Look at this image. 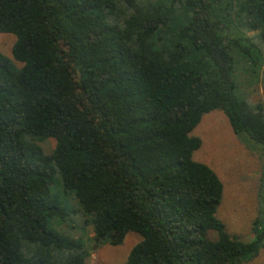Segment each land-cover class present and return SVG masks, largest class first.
<instances>
[{"label":"trees","instance_id":"16d2710c","mask_svg":"<svg viewBox=\"0 0 264 264\" xmlns=\"http://www.w3.org/2000/svg\"><path fill=\"white\" fill-rule=\"evenodd\" d=\"M0 34L15 35L23 65L0 49V264H87L83 241L48 226L68 215L56 173L96 245L142 236L123 264L259 256L264 181L243 240L217 216L224 184L195 160L192 132L219 110L264 154V101L241 97L234 77L235 52L252 75L264 65V0H0Z\"/></svg>","mask_w":264,"mask_h":264},{"label":"rangeland","instance_id":"374dc122","mask_svg":"<svg viewBox=\"0 0 264 264\" xmlns=\"http://www.w3.org/2000/svg\"><path fill=\"white\" fill-rule=\"evenodd\" d=\"M176 15L181 19L187 16L185 10L177 11ZM174 33L175 25L162 31L166 37ZM249 35L255 33L250 32ZM15 39V35L0 34V49L10 58L14 70L19 71L22 63L11 56ZM260 47L264 51V45L260 44ZM234 55L237 93L252 102L264 101V65L257 75H252L250 63L238 52ZM192 134L202 139L201 147L194 153L195 160L209 165L224 184L217 216L224 221L231 234L243 240L252 239L253 223L258 216L264 181V154L261 146L249 138L246 140L236 135L225 114L219 110L205 114ZM40 144L45 153L50 154L56 146V140L48 138ZM51 191L62 199L68 215L51 219L48 226L83 241L89 252L87 264H123L133 247L142 240L139 233L130 231L120 245H112L108 241L96 245L93 226L85 223L80 202L75 195L64 192L59 173L55 175ZM243 264H264V250L254 259L246 257Z\"/></svg>","mask_w":264,"mask_h":264}]
</instances>
